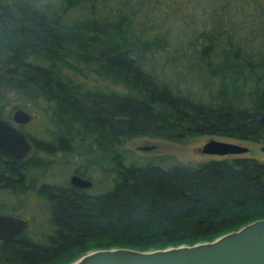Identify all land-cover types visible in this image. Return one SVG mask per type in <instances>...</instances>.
I'll use <instances>...</instances> for the list:
<instances>
[{
    "label": "trees",
    "instance_id": "1",
    "mask_svg": "<svg viewBox=\"0 0 264 264\" xmlns=\"http://www.w3.org/2000/svg\"><path fill=\"white\" fill-rule=\"evenodd\" d=\"M86 1L89 17L63 22ZM85 2L0 0V89L52 102L40 134L28 131L33 146L70 151L78 140L110 162L108 186L91 192L59 182L34 155L15 160L0 152V194H31L48 210L40 235L28 222L17 237L0 240V264H64L98 248L192 244L264 218V161L254 156L163 167L126 164L115 148L140 134L264 141V0ZM65 55L95 63L97 73L132 91L63 79L56 62ZM0 116H9L1 106ZM85 167L76 171L92 178ZM17 207L0 198L1 212L20 215Z\"/></svg>",
    "mask_w": 264,
    "mask_h": 264
},
{
    "label": "rangeland",
    "instance_id": "2",
    "mask_svg": "<svg viewBox=\"0 0 264 264\" xmlns=\"http://www.w3.org/2000/svg\"><path fill=\"white\" fill-rule=\"evenodd\" d=\"M87 4L88 1L85 4L80 3L69 8L64 15L63 22L70 23L76 18L89 17L90 11ZM64 58V60H58L56 62L59 66L58 68L61 70L59 74L63 79H71L74 82L81 83L84 88L93 90L116 91L118 93L132 91L123 83L113 82L109 77L97 73L95 71L96 64L93 62L76 59L72 55H65ZM0 90L5 92H3L4 96L0 98V106L3 112L11 115L17 107L26 109L31 113L32 118L24 125V130L32 134H40L39 128L49 123V118L52 113V102H48L41 97L37 100L28 98L26 95L11 87ZM210 138L234 142L246 146L247 150L241 153H228L223 155L200 152L199 148ZM78 144H80L79 141L75 140L70 151L57 150L54 153H47L33 146L30 154L34 155L42 166H46L45 170L51 172V174L53 173L55 179L59 182L68 180L75 167L86 166L85 168L88 174L96 181L89 191L98 192L105 189L109 183L108 173L110 162L108 163L105 157L99 159L100 163L103 162L101 163L102 165L97 163L99 161L95 162L92 158L99 156L101 152L87 151L85 147ZM143 145H149L152 148L140 149L139 146ZM115 148L123 153L126 164L153 163L163 167H170L174 164L195 166L212 158H232L235 156H254L264 161L263 140L255 141L215 133H198L185 139H169L140 134L123 139ZM79 150H85L86 152L80 154ZM40 178L38 179L39 182L42 181ZM0 198L13 202L15 206H18L20 216L28 220L30 225L29 230L35 235H40L41 229L47 230L45 221L47 220L48 210L45 208L46 204L44 201L31 194H27L24 199H21V197L10 195L6 191L1 192Z\"/></svg>",
    "mask_w": 264,
    "mask_h": 264
},
{
    "label": "water",
    "instance_id": "3",
    "mask_svg": "<svg viewBox=\"0 0 264 264\" xmlns=\"http://www.w3.org/2000/svg\"><path fill=\"white\" fill-rule=\"evenodd\" d=\"M31 118V113L22 107L15 108L11 118L0 116V152L15 160H22L31 152L29 136L16 125L25 124ZM260 121H264V116ZM139 148L150 149L152 146ZM246 150V146L214 138L199 148L200 152L220 155ZM69 181L80 187L92 185L91 179L77 173L71 174ZM27 224V219L20 215L0 213V240L17 237ZM64 264H264V218L245 223L211 240L145 250L121 246L98 248Z\"/></svg>",
    "mask_w": 264,
    "mask_h": 264
},
{
    "label": "flooded vegetation",
    "instance_id": "4",
    "mask_svg": "<svg viewBox=\"0 0 264 264\" xmlns=\"http://www.w3.org/2000/svg\"><path fill=\"white\" fill-rule=\"evenodd\" d=\"M4 118H11V115L6 116V117H4ZM27 123H28V122H27ZM15 124H16V123H15ZM25 124H26V123H25ZM25 124H20V125H19V124H16V125L19 126L21 129L24 130V125H25ZM24 132H26V131L24 130ZM26 134L28 135V132H26ZM28 136H29V135H28ZM29 138H30V137H29ZM30 140H31V138H30ZM31 143H32V149H33V140H31ZM32 149H31V150H32ZM29 154H30V153H29ZM29 154H28V155H29ZM102 154H103V157H105V154H106V153H103V152H102L99 156L102 157ZM28 155H27V156H28ZM27 156H26V157H27ZM26 157H25V158H26ZM77 167H80V166H77ZM77 167H75V169L73 170L72 174H73V173H77V174H79L80 176H83V175H81L79 172L76 171V170H77V169H76ZM69 177H70V176H69ZM83 177H86V178H88V179H91V181H92V185H91L90 187H81V188L90 189V188L94 185V180H93L92 178H90V177H87V176H83ZM68 181H69V178H68ZM69 183H70V181H69ZM70 184H72V183H70ZM72 185H73V184H72ZM75 186H76V185H75ZM78 187H80V186H78ZM0 213H7V212H1V211H0ZM10 214H12V213H10ZM27 221H28V220H27Z\"/></svg>",
    "mask_w": 264,
    "mask_h": 264
}]
</instances>
